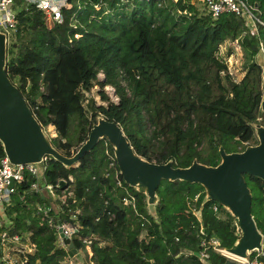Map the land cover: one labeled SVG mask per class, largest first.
Segmentation results:
<instances>
[{
	"label": "trees",
	"instance_id": "16d2710c",
	"mask_svg": "<svg viewBox=\"0 0 264 264\" xmlns=\"http://www.w3.org/2000/svg\"><path fill=\"white\" fill-rule=\"evenodd\" d=\"M24 1L14 0L17 26L8 38L6 72L40 125L54 127L50 140L62 154L77 150L99 115L122 127L138 155L156 163L172 159L174 167L194 159L215 166L219 146L236 152L257 143L252 124L264 125V113L256 55L264 52V26L256 35L243 19L229 13L213 18L189 0H70L62 9L63 22L48 26L42 12ZM247 1L264 22V0ZM226 41H237L241 49L238 78L218 54ZM96 85L105 104L86 96ZM106 85L113 87L116 101L103 90ZM106 149L113 153L100 139L70 168L47 157L41 183L27 172L15 183L5 209L8 223L1 228L22 240L29 233L35 245L17 264H62L73 254L58 244V222L74 227L73 248L85 252L88 264L225 262L211 248L207 259H200V227L220 247L236 240L233 217L218 203L207 202L201 219L195 215L204 196L200 184L162 179L154 218L145 196L119 173L117 184ZM4 156L0 142V160ZM246 182L263 235L264 264V181L246 176ZM128 194L135 196V208L122 202ZM37 205L51 207L43 221ZM1 256L0 251V264H11Z\"/></svg>",
	"mask_w": 264,
	"mask_h": 264
},
{
	"label": "water",
	"instance_id": "95a60500",
	"mask_svg": "<svg viewBox=\"0 0 264 264\" xmlns=\"http://www.w3.org/2000/svg\"><path fill=\"white\" fill-rule=\"evenodd\" d=\"M7 34L0 30V142L5 156L13 167L32 163L35 165L36 179L43 181L45 160L50 157L65 168L75 167L100 139H105L112 148L119 174L123 181L137 192L143 194L149 214L157 218L156 205L159 196L156 192L162 179L180 180L198 183L204 189V196L195 211L201 219L202 209L207 202H216L233 217L236 240L231 247L225 248L230 254L245 258L255 251L262 250L263 235L258 230L252 215V191L246 182V176L264 181V125L253 123L257 139L256 144H249L243 150L226 152L219 146L220 161L209 166L194 159L187 167H174L173 160L165 163L148 161L138 155L130 145L122 127L103 115L96 118L86 140L70 156L58 151L51 143L25 98L12 83L6 72ZM256 63L261 68L262 95L260 112L264 113V52L256 55ZM11 181L9 187H13ZM59 236L63 244L72 249L71 239L64 235L58 222ZM186 254L191 252L181 250ZM198 255V253H195ZM223 264H238L226 259Z\"/></svg>",
	"mask_w": 264,
	"mask_h": 264
},
{
	"label": "built area",
	"instance_id": "2783aa9c",
	"mask_svg": "<svg viewBox=\"0 0 264 264\" xmlns=\"http://www.w3.org/2000/svg\"><path fill=\"white\" fill-rule=\"evenodd\" d=\"M176 1V0H174ZM192 4L198 3L200 4L213 18H218L222 14L229 13L233 14L238 18H241L245 21L246 26L257 35L259 27L264 26V22L260 19V17L255 13V7L249 3L247 0H189ZM25 6H33L37 10H40L43 14L44 19L51 20V22L62 23L63 22V14L62 9L69 8L70 0H25ZM77 6L80 7V2L77 1ZM97 6V5H95ZM17 26V10L14 6V0H0V30L9 35L16 29ZM246 31L243 32L245 34ZM237 43V41H235ZM262 49V47H261ZM102 74V73H101ZM103 75V74H102ZM102 79V78H101ZM110 85H106L107 87ZM110 88L113 89L112 86ZM114 90V89H113ZM115 95V94H114ZM117 100L115 96V101ZM112 149V148H111ZM108 157V167L114 171L115 179L117 180V184L120 185V180L118 179V167L115 165L116 159L109 149L105 151ZM36 167L32 163L18 165L17 167H13L6 156H4L0 160V223L4 221L2 226L7 225V219L5 217V209L8 206L10 194L13 191L15 183H20L24 179L25 173H30L31 175L36 177ZM13 181V187L10 188L9 185ZM63 181L60 182V185ZM31 187L36 190L38 189V183H32ZM66 195H63L61 201H65ZM135 196L128 194L122 197V202L127 205L131 204L133 208H135ZM252 203V201H251ZM212 209L216 212L218 211L217 204L212 205ZM43 212V211H42ZM46 216L47 211L43 212ZM253 215V214H252ZM61 224V223H60ZM59 228V225H57ZM62 232L65 236H71L74 231V227L71 224H61ZM198 236L201 240V246L203 251L200 253V259L204 262L208 255L207 249L211 248L214 251L220 253L226 259L233 260L238 264H263L259 259L261 251H255L254 253L248 255L245 258L237 257L233 254H230L225 248L220 247L218 245V241L215 238H206L202 227L199 228ZM58 230V229H57ZM59 236V232H57ZM62 241L61 237L59 236ZM21 237L18 234L10 235L6 228H3L0 232V251L2 252V256L5 253V246L9 243L21 242ZM24 253L20 251L18 254ZM70 257V256H69ZM66 260H70L67 258ZM7 261V260H5ZM8 262V261H7ZM19 260L11 264H17ZM23 263V260L22 262Z\"/></svg>",
	"mask_w": 264,
	"mask_h": 264
},
{
	"label": "rangeland",
	"instance_id": "374dc122",
	"mask_svg": "<svg viewBox=\"0 0 264 264\" xmlns=\"http://www.w3.org/2000/svg\"><path fill=\"white\" fill-rule=\"evenodd\" d=\"M70 6V5H69ZM201 7V5H198ZM46 23L48 26L52 25L51 20H47ZM1 28V27H0ZM219 56L222 59H225L227 62L228 68L230 73L234 76V78H238L243 74V71H241V62H242V53L241 49L238 46V44L233 41H226L224 42L221 46H219ZM98 78H103V75L101 73L98 74ZM100 87L98 85L94 86L92 90L86 94L87 97H92L97 104H105V102L101 101L100 95L98 93ZM103 90H105L106 94L108 97L115 101V95H114V90L110 88V86L104 87ZM87 100H85L86 103ZM260 119V118H259ZM44 131L48 134L49 137H53L56 135L54 131V127L52 125H48L43 128ZM65 195V194H63ZM63 195H60L59 199L63 197ZM38 211H48L51 207H46L44 208L43 206L37 205ZM43 218H45V215L41 217V221H43ZM8 222V221H7ZM4 224V221H1L0 223V232L3 230L1 226ZM79 224L77 223V227ZM58 229V226H56ZM25 239L21 240V242H16V243H9L7 246H5V253L3 256H1L2 260H7L8 262H16L19 260L20 257L18 254L20 251L24 252L23 254L26 253H33L35 250V245L33 244L31 238L29 237V233L24 234ZM57 239H58V244L60 246H67L63 244V242L60 240L58 234H57ZM85 242H90V239H85ZM70 257V260H63L62 264H88L87 261L85 260V252L83 250H79L76 253L68 255ZM25 260H23L24 262Z\"/></svg>",
	"mask_w": 264,
	"mask_h": 264
}]
</instances>
